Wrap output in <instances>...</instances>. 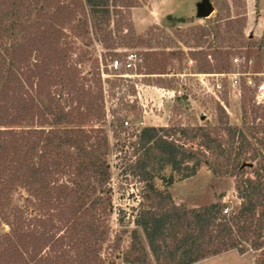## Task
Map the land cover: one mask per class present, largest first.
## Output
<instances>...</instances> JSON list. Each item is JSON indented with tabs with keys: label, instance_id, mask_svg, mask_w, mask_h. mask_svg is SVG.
<instances>
[{
	"label": "trees",
	"instance_id": "obj_1",
	"mask_svg": "<svg viewBox=\"0 0 264 264\" xmlns=\"http://www.w3.org/2000/svg\"><path fill=\"white\" fill-rule=\"evenodd\" d=\"M133 1L0 0V264H115L103 256L113 212L109 140L103 129L85 128L105 117L103 80L100 74L97 91L86 85L70 34L86 38L91 30L103 48L116 50L113 17L134 8ZM236 20L224 21L230 37L223 40L244 36L245 19ZM221 22L201 27L197 46L213 33L218 38ZM128 34L134 35L131 26ZM209 56L193 53L200 73L230 70V53L214 56L224 68ZM227 119L191 130L141 129V153L131 166L145 183L144 202L123 264H152V258L196 264L231 250L251 252L264 264V138H256L264 126L240 128ZM178 135L200 143L188 146ZM155 159L172 171L168 186L174 174L191 178L203 165L235 177L240 207L229 213L223 197L200 208L177 205L169 190L156 186ZM18 192L21 203L14 205Z\"/></svg>",
	"mask_w": 264,
	"mask_h": 264
},
{
	"label": "rangeland",
	"instance_id": "obj_2",
	"mask_svg": "<svg viewBox=\"0 0 264 264\" xmlns=\"http://www.w3.org/2000/svg\"><path fill=\"white\" fill-rule=\"evenodd\" d=\"M209 1L213 14L202 18L199 6L203 0H134V8L113 17L111 30L116 32V50L103 48L91 30L86 38L70 34L74 42L72 58L86 85L97 91L99 83L102 86L100 74L112 75L102 78L105 117L99 122L88 121L85 128L89 131L103 129L109 140L107 160L112 172L113 212L109 222L110 238L104 245L103 256L115 264H123L131 233L136 229L135 217L140 203L144 202L145 183L131 166L141 153L136 143L142 128L216 127L221 118L227 117L231 125L240 128L245 124L247 127L264 126V91L260 93L257 88L264 85V0ZM240 17L245 19L244 36L237 34L231 41L223 40L228 36L224 21H238ZM218 21H223L218 38L213 33L208 43L197 46L199 29H212ZM130 26L133 36L128 34ZM235 26L240 28L239 24ZM125 51L136 54L143 63L134 71H122L127 76L116 77L109 65L114 58L124 62ZM197 51L209 53L208 59L215 66L224 64L215 59V55L230 53V70L200 73L201 63L192 58ZM236 57L242 60L239 68L233 64ZM230 71L244 74L239 77L238 86L234 85L233 77L226 76ZM244 130L247 134L250 132ZM189 132V137L194 134ZM220 135L227 139L225 132ZM178 137L188 146L197 147L200 143L197 138ZM256 138H264V130L259 131ZM151 168L157 188L169 190L177 205L200 208L220 202L223 197L221 202L229 213L240 207L235 177L216 176L203 165L191 178L183 179L174 174V182L168 186L171 169L161 168L157 159ZM246 173H252V169L247 168ZM21 195L22 192L14 194V205L21 203ZM139 232L145 242L142 230ZM152 264H156L153 258ZM196 264L256 263L251 252L241 255L231 250Z\"/></svg>",
	"mask_w": 264,
	"mask_h": 264
},
{
	"label": "built area",
	"instance_id": "obj_3",
	"mask_svg": "<svg viewBox=\"0 0 264 264\" xmlns=\"http://www.w3.org/2000/svg\"><path fill=\"white\" fill-rule=\"evenodd\" d=\"M125 55H124V62H122L119 58H114L112 59L110 65H109V69H111L112 71H115L114 76L116 77H123V76H127V75H123L125 73H122V71L125 72H130V71H134L136 70L142 63H143V59L138 57L136 54L134 53H127V51H125ZM233 64L236 67H241L242 65V60L239 57H236L235 59H233ZM242 75L244 74H239L238 72H233V73H228L226 74L227 77H233L234 78V85H239V77H242ZM112 75L109 74H102V78L105 77H111ZM259 92L262 93L264 91V85H261L259 87H257ZM257 92V91H256ZM259 95H256V99H259Z\"/></svg>",
	"mask_w": 264,
	"mask_h": 264
},
{
	"label": "water",
	"instance_id": "obj_4",
	"mask_svg": "<svg viewBox=\"0 0 264 264\" xmlns=\"http://www.w3.org/2000/svg\"><path fill=\"white\" fill-rule=\"evenodd\" d=\"M213 7L209 0H203V4L199 6V15L202 18H208L213 14Z\"/></svg>",
	"mask_w": 264,
	"mask_h": 264
}]
</instances>
